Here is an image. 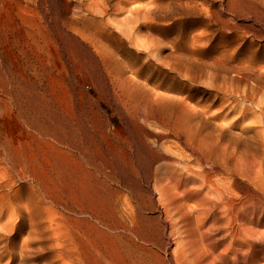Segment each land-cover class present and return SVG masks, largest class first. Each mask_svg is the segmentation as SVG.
<instances>
[{"label":"rangeland","instance_id":"obj_1","mask_svg":"<svg viewBox=\"0 0 264 264\" xmlns=\"http://www.w3.org/2000/svg\"><path fill=\"white\" fill-rule=\"evenodd\" d=\"M204 150L242 163L211 173L237 222L197 206ZM206 241L264 264V0H0V264H211Z\"/></svg>","mask_w":264,"mask_h":264},{"label":"bare ground","instance_id":"obj_2","mask_svg":"<svg viewBox=\"0 0 264 264\" xmlns=\"http://www.w3.org/2000/svg\"><path fill=\"white\" fill-rule=\"evenodd\" d=\"M144 107H146V109L144 108L143 116L147 118V117H150V115H151V117H152V115L154 114L153 110L147 109L148 108L147 104H145ZM169 122L175 123L176 118L173 119L172 117H170ZM156 158L157 157L153 156V155L152 156L138 155V156L134 157V159L131 158L130 159L131 169L133 170V172L137 176L139 175L140 168L144 169L145 171H150L152 162ZM197 159L201 165L200 167H202V172H200V175H201L200 177H202V183L200 184V187L204 188V187L208 186L210 191H214V192L218 193L217 196H214V197H209L208 195H200V193H199L200 188H199L195 193V199H196L197 206L205 208V210H206L205 214L207 217L211 216L213 213L218 211L219 208H222V210L229 217V219L232 223H234V220L237 222V220H236L237 217L242 214L243 210H245V208H243L244 207L243 206V198L241 196H234V195L230 194L231 191L229 192L228 187H227L228 184H226L225 182L222 185L217 184L212 179L211 173L216 171V169L221 168L222 170H224L226 172H232V170H233L236 174H238V173H240V169L242 168V163L238 160L235 163H233L230 157L219 155V154H214L212 152H209L208 150L202 151L200 153V155L197 157ZM239 164H241L240 165L241 168H240ZM207 166H208V170H205V168H203V167H207ZM189 171H192L193 173L195 172L191 168H189ZM158 184H159L158 190H159V194H160L161 198L165 199L168 205H172L173 202H172V197L170 194V188L171 187L178 188V173H177V171L173 172L172 175L169 176L168 178H166L164 181L163 180L159 181ZM215 195H216V193H215ZM167 204H165L166 207L164 209V212L166 215L169 213V210H170V209L168 210L169 206L167 208ZM242 208H243V210H242ZM136 229H138V228H136ZM237 229H236V231L234 230V232H235L233 235L234 238H236V236H238L239 238L241 237V232H239V230H237ZM256 245H257L256 243H252V246L255 247ZM203 250L204 251H203L202 256L205 260L212 258L211 259L212 261L211 260H208V261H210L211 264H214V263L218 264L219 256H217L215 254L214 247L212 245H210L208 241H206L204 243ZM230 251H228L224 256L221 257V259L223 260L222 263H224V264H241L237 259L233 260L229 257ZM108 252H110V251L108 250ZM114 255L116 256V254H114ZM101 259H102V257H101ZM116 259H117V256H116ZM179 260H181V259H179ZM254 261H256V259H254ZM128 264H129V262H128Z\"/></svg>","mask_w":264,"mask_h":264}]
</instances>
